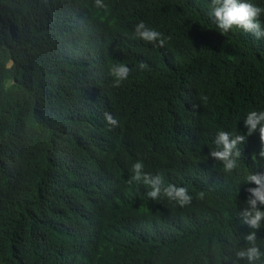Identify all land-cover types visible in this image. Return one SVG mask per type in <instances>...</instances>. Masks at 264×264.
<instances>
[{
  "label": "trees",
  "instance_id": "trees-1",
  "mask_svg": "<svg viewBox=\"0 0 264 264\" xmlns=\"http://www.w3.org/2000/svg\"><path fill=\"white\" fill-rule=\"evenodd\" d=\"M104 2L0 0V264H224L248 231L245 175L264 172L259 132L232 174L209 151L264 111V38L221 34L211 0ZM141 21L171 39L136 38ZM116 63L133 69L119 87ZM137 160L191 205L128 186Z\"/></svg>",
  "mask_w": 264,
  "mask_h": 264
},
{
  "label": "clouds",
  "instance_id": "clouds-1",
  "mask_svg": "<svg viewBox=\"0 0 264 264\" xmlns=\"http://www.w3.org/2000/svg\"><path fill=\"white\" fill-rule=\"evenodd\" d=\"M94 7L107 12L108 5L104 0H94ZM211 17L221 34H226L234 29H241L257 39L264 38V27L260 18L264 16V7H261L251 0H211ZM134 36L140 40L157 47H164L166 39L163 34L155 29L149 28L141 21L134 29ZM139 69H146L147 64L141 62ZM133 69L123 63L112 64L109 68V75L113 78V87H119L128 79ZM204 101L207 97L202 98ZM195 107V105L193 106ZM105 119L111 126L117 125V120L109 113H105ZM246 133H233L218 130L212 141L214 148L209 151V156L223 166L226 174H232L239 168V161L242 157L241 145H244L248 136L259 132L261 147L258 157L264 160V111H249L243 120ZM257 157V156H256ZM128 186L144 185L148 189L147 197L152 200L167 199L181 208L188 207L193 201V195L187 187L174 184L165 185L164 177L161 174H152L145 171L142 160L132 164L131 174L126 180ZM245 184L253 185L245 189L246 198L244 207L237 214V219L248 231L242 236L244 243L235 248L231 257L224 258V264H264V250L257 244V232L264 228V172H250L245 175ZM205 192L196 193L197 199H203Z\"/></svg>",
  "mask_w": 264,
  "mask_h": 264
}]
</instances>
